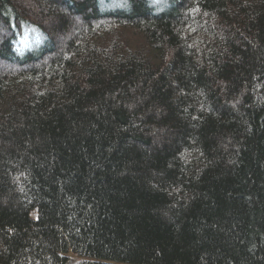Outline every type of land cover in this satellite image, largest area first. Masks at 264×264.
I'll return each instance as SVG.
<instances>
[{
  "label": "trees",
  "instance_id": "obj_1",
  "mask_svg": "<svg viewBox=\"0 0 264 264\" xmlns=\"http://www.w3.org/2000/svg\"><path fill=\"white\" fill-rule=\"evenodd\" d=\"M0 264H264V0H0Z\"/></svg>",
  "mask_w": 264,
  "mask_h": 264
},
{
  "label": "rangeland",
  "instance_id": "obj_2",
  "mask_svg": "<svg viewBox=\"0 0 264 264\" xmlns=\"http://www.w3.org/2000/svg\"><path fill=\"white\" fill-rule=\"evenodd\" d=\"M105 10L111 11L116 10L119 5H115L109 2H105ZM123 6H120L122 8ZM119 8V9H120ZM37 33L36 30L32 34H24L18 42V45L15 48V55L19 58H23L26 54L30 53L32 55L38 54L45 46L42 42V36H35L34 34ZM38 34V33H37ZM61 43V42H60ZM58 44V41H57Z\"/></svg>",
  "mask_w": 264,
  "mask_h": 264
}]
</instances>
